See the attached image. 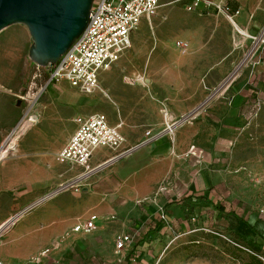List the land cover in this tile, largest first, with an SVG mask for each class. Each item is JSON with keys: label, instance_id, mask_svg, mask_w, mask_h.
Masks as SVG:
<instances>
[{"label": "rangeland", "instance_id": "rangeland-1", "mask_svg": "<svg viewBox=\"0 0 264 264\" xmlns=\"http://www.w3.org/2000/svg\"><path fill=\"white\" fill-rule=\"evenodd\" d=\"M218 1L240 11L238 26L224 15L203 16L160 0L157 14L132 35V46L102 76L100 88L79 92L75 106L59 99L60 88L66 97H79L70 86H46L48 69L38 70L30 59L32 40L23 43L24 25L0 32V150L24 121L46 110L73 117L103 112L125 132L118 152L128 150L82 175L83 168L56 159L76 127L73 119L41 125V140L25 142L22 131L0 161V223L63 185L76 184L26 212L25 225L5 227L0 255L9 256L23 237L39 236L42 242L26 257H15L16 263L245 264L251 250H235L236 256L225 249L224 241L239 233L261 245L257 253L264 263V106L256 110L253 103L255 92H264V58L257 55L264 50V0ZM139 74L145 80H135ZM237 91L246 97L236 107ZM183 117L188 119L174 133L165 130L168 120ZM147 130L159 134L150 143L172 145L170 155L153 157L140 146ZM110 153L97 150L93 163ZM206 175L208 197L187 195V178L201 181ZM130 179L139 186L148 180L150 188L126 187ZM91 213L101 217L98 229L76 235L75 224ZM238 219L252 220L255 230L248 224L236 229ZM122 231L134 235L133 249L116 250Z\"/></svg>", "mask_w": 264, "mask_h": 264}, {"label": "built area", "instance_id": "built-area-1", "mask_svg": "<svg viewBox=\"0 0 264 264\" xmlns=\"http://www.w3.org/2000/svg\"><path fill=\"white\" fill-rule=\"evenodd\" d=\"M174 4H180L182 8L199 15H224L236 26L235 17L240 11H232L231 8L218 0H172ZM160 7V0H94L90 19L85 31L77 38L57 63L48 67L36 64L38 70L48 69L47 85L67 81L83 94H92L100 88V74L109 70L118 62L122 55L132 46V35L139 29L143 21L150 20L155 16ZM253 39L257 40L258 37ZM264 43V37L260 39ZM187 43L183 42V48ZM41 77L37 73L35 77ZM34 77V78H35ZM137 81H143L144 76H136ZM264 106V95L258 94L254 102L256 110ZM167 110L165 117H168ZM166 123V129L171 132L177 125L187 120ZM77 125L74 133L66 144L56 154V159L61 164H69L84 169L82 175L94 172L98 167L91 166L94 152L100 148H106L116 152L115 157L128 152L118 150L126 142V137L121 132V125H111L107 115L103 112H95L90 115H80L75 118ZM147 139L140 146H147L150 142L159 138V134L146 131ZM79 177V176H78ZM75 182L63 185L62 190H55L38 201L30 204L17 215L25 214L41 203L49 200L57 193L66 188L75 186ZM164 219H166L165 216ZM98 215L92 214L90 218L75 225V232L91 233L97 228ZM134 240L129 233H120L116 237V249L123 250ZM0 264L4 262L0 259Z\"/></svg>", "mask_w": 264, "mask_h": 264}, {"label": "water", "instance_id": "water-1", "mask_svg": "<svg viewBox=\"0 0 264 264\" xmlns=\"http://www.w3.org/2000/svg\"><path fill=\"white\" fill-rule=\"evenodd\" d=\"M94 0H0V32L25 25L32 39L29 57L55 64L87 28Z\"/></svg>", "mask_w": 264, "mask_h": 264}, {"label": "crops", "instance_id": "crops-1", "mask_svg": "<svg viewBox=\"0 0 264 264\" xmlns=\"http://www.w3.org/2000/svg\"><path fill=\"white\" fill-rule=\"evenodd\" d=\"M203 16H209V17H214V16H219V15H203ZM238 17V15L235 17V21H236V18ZM144 22H146V20L145 21H143L142 22V24L144 23ZM141 24V25H142ZM236 24H237V22H236ZM25 26V25H24ZM237 26H238V24H237ZM26 27V26H25ZM27 28V27H26ZM249 36V35H248ZM247 36V37H248ZM30 39H31V36H30V34H29V31H28V29L26 30V32H25V34H24V36L22 37V41H23V43L24 44H26V43H28L29 41H30ZM32 40V39H31ZM32 44V43H31ZM257 55H258V58L260 59V58H264V50H258L257 51ZM0 58H3V57H0ZM3 60H5V61H9L10 62V60H7V59H3ZM112 68V67H111ZM110 68V69H111ZM109 69V70H110ZM109 70H105V71H102L101 72V74H100V81H101V78H102V76L105 74L106 75V72L107 71H109ZM62 83H65V84H67L68 86H70L72 89H73V94L74 95H76V96H79V97H77L76 99H74V98H70V97H66L64 94H63V92H62V89L60 88V84H62ZM58 85H59V88H60V95H59V99H60V101H63V103H66V104H68V105H71V106H75V105H79L80 103H81V101H79L78 99L80 98V97H82L80 94H79V90L77 89V88H74L73 86H71V84L69 83V82H67V81H61V82H59V83H57ZM238 93L236 94V98H235V106L237 107L238 105H241L242 103H243V101H244V99H245V95H243V94H241L239 91H237ZM81 93V92H80ZM83 94V93H82ZM258 94H264V92L263 91H259V90H257L256 92H255V95H254V100H253V103L255 102V100H256V97L258 96ZM84 95H88V94H84ZM75 109V108H74ZM89 112V111H88ZM237 112L239 113V110H237ZM92 113H95V112H92ZM92 113H89V114H87V115H90V114H92ZM80 115H84V114H77L75 117H73V115L72 114H69V115H65L63 112H61V111H59V110H46V111H41L40 112V116L38 117L37 115H34L33 114V117H32V119L30 120V122H31V127L29 128V129H26V132H25V135H24V141L25 142H31V141H34V140H41L44 136H46L42 131H40V126L41 125H55V124H59V123H65L66 122V120H69V122H71L72 121V119L73 120H75V118L77 117V116H80ZM107 118H108V121H109V123L111 124V125H119V124H114V123H112L111 121H110V119H109V117L107 116ZM46 120V121H43V120ZM40 120V121H39ZM42 120V121H41ZM56 123H55V122ZM74 123H75V121H74ZM75 125H76V123H75ZM76 127H77V125H76ZM76 127H75V129H76ZM36 128H38V130L36 131V133H37V135L36 136H34L33 135V131L34 130H36ZM75 129H74V131H75ZM120 130H121V132L124 134V136L126 137V135H125V132H124V130L122 129V126L120 127ZM74 131L69 135V137H68V139L70 138V136L74 133ZM38 136V137H37ZM62 136H66V134L65 133H63L62 134ZM68 141V140H67ZM66 144V143H65ZM64 144V145H65ZM125 144V143H124ZM123 144V145H124ZM16 145V144H15ZM63 145V146H64ZM62 146V147H63ZM203 146H211V145H209V144H204ZM212 146H222L221 144H219V143H216V144H214V145H212ZM62 147H60L59 149H58V151H57V153L61 150V148ZM14 148H15V146H14ZM143 148H145V149H148L149 150V154L150 155H152L153 157H161V156H168V155H170L171 154V151H172V145L168 142V141H164V140H157V141H155V142H153V143H150V144H148L147 146H144ZM97 150H107V151H110L111 153L109 154V155H107L106 157H104V158H102L98 163H93V159H94V157H95V153H96V151ZM95 152H94V155H93V157H92V159H91V161H90V163H91V166L92 167H98L97 169H100L101 167H103L104 165H106V164H108V163H110V162H112V161H114V160H116L118 157H115L116 155H117V153L116 152H113V151H111V150H109V149H106V148H100V149H97ZM56 153V154H57ZM58 162V161H57ZM59 163V162H58ZM59 164H61V163H59ZM63 165H67V166H69V167H71V168H80V167H78V166H74V167H72L71 165H69V164H63ZM116 166H114V170H118V168H115ZM96 169V170H97ZM120 174H121V176H126L127 174H124V172H123V170L122 169H120ZM149 181L148 180H144V182L142 183V185H140L139 186V182L138 181H136V180H127V181H125V185H126V187L127 186H129L130 185V183L131 184H135V186L133 187V188H135V190H139L140 191V189H142V188H146V187H148V185H146L147 183H148ZM137 185V186H136ZM150 185V184H149ZM187 187H189L188 189H190V190H188V192H187V195H189V196H197V195H205V196H207L208 197V193H209V191H208V188L210 187V181H209V179H208V177H207V175L205 176V177H203L202 178V180L201 181H193L192 179H190V177H188L187 178ZM148 188H150V186L148 187ZM61 193V192H60ZM56 195H59V194H56ZM56 195L55 196H53L52 198H50L51 200L54 198V197H56ZM49 199V200H50ZM46 201H48V200H46ZM45 201V202H46ZM45 202H43V203H41L40 205H42V204H44ZM46 204V203H45ZM63 204V203H62ZM62 204H60V206L62 205ZM30 205V204H29ZM40 205H38V206H40ZM38 206H36V207H38ZM59 206V207H60ZM58 207V208H59ZM102 211H104L105 210V208H103L102 207ZM92 214H96V215H98V219H97V222H96V224H97V228L95 229V230H97L98 229V227H99V225H100V222H101V217H100V215L99 214H97V213H91V214H89L88 215V217L87 218H85L83 221H80V222H77L75 225H77V224H79V223H83V222H85V221H87L89 218H90V216L92 215ZM25 214H23L22 216H19L18 218H17V220H16V222H15V224H16V226H18L19 224H21V223H24V225L26 224V222H27V217H23ZM231 215H235V214H231ZM13 216H15V215H12L11 217H9V218H12ZM23 217V218H22ZM8 218V219H9ZM7 219V220H8ZM7 220H5V221H3V222H1L0 223V228H1V226L7 221ZM14 220V221H15ZM239 220V219H238ZM240 221V222H239ZM239 221H237V222H239V223H237L236 222V224H235V227H236V229H239V230H241V229H243V226L242 225H249L250 226V228H252L251 226H254V225H252V220H247V222L248 223H246L245 221H243L242 219H240ZM75 227V226H74ZM73 227V228H74ZM255 227V226H254ZM25 229V228H24ZM95 230H93L92 232H94ZM10 231V230H9ZM8 231V232H9ZM74 231V230H73ZM7 232V233H8ZM91 232V233H92ZM74 233L76 234V235H84V234H89V233H85V232H75L74 231ZM120 233H129V234H131V235H133L130 231H122V232H120ZM120 233H118V234H120ZM4 236V235H3ZM134 236V235H133ZM44 238H41V237H39V236H37V237H23L22 238V240H21V242L19 243V247L15 250V251H13L12 253H10L9 254V256H2V255H0V259L4 262V263H6V264H18V263H16L14 260H15V257H18V258H22V257H26V255H28V253L30 252V251H33V248L34 247H36V246H38L41 242H42V240H43ZM0 242H2V240L0 239ZM74 243H75V241H74ZM136 245V242H135V237H134V240H133V242L130 244V245H128L125 249H133L134 248V246ZM114 246H115V248H116V241H115V243H114ZM117 250V249H116ZM124 250V249H123ZM118 251V250H117ZM43 252H46L47 253V251H43ZM42 252V253H43ZM45 253V254H46ZM128 258H129V256H128Z\"/></svg>", "mask_w": 264, "mask_h": 264}, {"label": "trees", "instance_id": "trees-1", "mask_svg": "<svg viewBox=\"0 0 264 264\" xmlns=\"http://www.w3.org/2000/svg\"><path fill=\"white\" fill-rule=\"evenodd\" d=\"M231 10L234 11L232 8ZM219 209H220V213L224 211L222 207H220ZM231 214H234V213L230 212L228 215H231ZM243 221L248 223L247 220H243ZM251 227L252 229L255 230L254 226H251ZM236 235L239 239L235 238V239H230L228 241L227 240L224 241V243L226 244L225 249L227 251H231L233 254H235L234 253L235 250H239V251L245 250L246 251L247 249H249L252 251V254L249 255L250 258L248 262H246L245 264H264L263 261L258 258V253H257L258 251H260L261 245L255 240H252V239L249 240L248 237L244 236L243 234L236 233Z\"/></svg>", "mask_w": 264, "mask_h": 264}, {"label": "bare ground", "instance_id": "bare-ground-1", "mask_svg": "<svg viewBox=\"0 0 264 264\" xmlns=\"http://www.w3.org/2000/svg\"><path fill=\"white\" fill-rule=\"evenodd\" d=\"M245 33V32H244ZM170 115H168L169 117ZM168 117H166V120L168 119ZM173 119V118H172ZM171 120V119H170ZM168 120V123H171V121ZM31 127V122L29 121H24L22 123V125L20 126L19 129L14 130L13 133L11 134V136L9 137L7 143L5 144V147L3 149L0 150V161L3 160L4 158H6V156L10 153L12 147L16 144V138L20 135V133L22 131H24L25 129H29ZM175 129H172L170 133H174ZM25 134V133H24ZM67 189V188H66ZM65 189V190H66ZM64 190V191H65ZM60 193V192H59ZM57 193V194H59ZM23 215V214H22ZM20 215V216H22ZM19 217V215H16L10 219H8L0 228V234H2L4 231L3 229L7 226H9L10 224L15 225V222L17 220V218ZM16 219V220H15ZM15 220V221H14ZM5 230V229H4Z\"/></svg>", "mask_w": 264, "mask_h": 264}]
</instances>
